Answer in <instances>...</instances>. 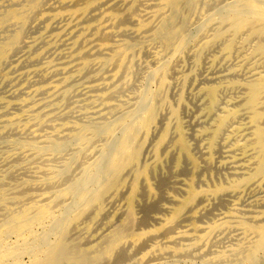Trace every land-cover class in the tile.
Segmentation results:
<instances>
[{"label":"bare ground","instance_id":"6f19581e","mask_svg":"<svg viewBox=\"0 0 264 264\" xmlns=\"http://www.w3.org/2000/svg\"><path fill=\"white\" fill-rule=\"evenodd\" d=\"M200 2L201 0H0V65L22 48L25 34L30 28L43 24L44 29L51 32V30H55L54 24L64 18L67 19L63 26H59L60 29L57 27L59 29L57 35L61 34V37L64 34H71L73 41L67 42L66 45L63 44L66 46L65 49L58 52L57 58L55 57L56 59L60 58L59 61L51 62L46 67L34 68L31 71L33 75L37 76L39 83H41L39 80L50 78V75L54 77L52 81H43L35 89L36 96L53 92V97L57 100V97L69 94L72 90L70 84L73 80H77L76 78L81 74H89L86 72H91L96 66L100 70L93 71V74L91 72V76L93 75L96 79L102 73L101 76L103 75L110 81L123 77L126 82L124 83L127 84L134 67L140 64L150 49L162 46L164 50H167L166 59L160 61L157 68L153 65L155 69L153 68L152 76L150 75L153 82L154 78L158 80V86L145 89L141 92L138 100L136 99L135 105L118 113L116 117L113 115L114 119L100 123L95 122L97 123H94L95 125H91L92 123L73 126L62 124L59 134L63 133V136L57 140L54 139V136L58 131L47 134L43 140L23 143L24 148L33 151L30 154H35L31 156L32 158L36 156L40 158L45 153H52L58 159L66 150L74 149L76 152L70 161L63 164L64 166L59 165L62 168L59 167L60 169L54 170V172L48 171L44 180L42 179L40 182L30 180L18 185V193H21L23 198L15 195L14 199H10L6 191L3 188L0 189V207L5 209V218L0 223V264H129L132 257L130 248H135L136 251L145 250L141 264H264V194L260 195L264 190V71L257 72L247 82L238 84L242 92L238 108L233 110L224 108L223 113L216 119L215 128L209 132L211 136L209 147L213 149L216 138L226 129L231 119L240 117L239 115L242 114L247 118L243 127L236 129V132H239L245 139V142L237 145L236 148L242 152L231 156L225 162L232 169L230 174L228 173L230 177L226 182L211 183L210 180L209 183L208 179L202 178V181L198 177L200 165L187 140L182 118L189 108L185 86L193 75L182 76L181 88L177 94L175 93L174 99L170 96L171 92L169 93V88L175 82L171 83L169 79L176 65L175 62L183 59L184 51L195 39V35L208 26L221 24L210 41L204 42L202 50L207 48L210 43L212 45V43L225 42L222 52L225 56H229L236 47L237 38L245 34L244 38L248 41L257 39L259 41L251 53V58L258 59V57L264 56V0H230L226 5L224 2V6L221 4V8L216 9L217 12L213 10L212 15L209 13L210 16L204 17L205 19L203 22L201 21L202 23L200 22L198 27L199 30L197 29L196 34H193L194 32L189 30L192 20L191 12ZM213 4L208 5L213 7ZM197 19L200 21L199 16ZM194 21L192 20V24ZM34 33L36 34V32ZM87 41L88 44L84 45ZM43 42L45 41L43 40ZM43 42L41 41V43ZM32 45L34 46V43L28 44L27 47ZM35 47L32 48L35 49ZM155 59L157 60V58ZM152 61L149 60L151 63ZM195 64H200L199 57L196 58ZM73 71L75 73L71 74L70 72ZM101 76L100 79H102ZM136 78H138V74ZM134 79L135 77H132V80ZM146 82L148 81L146 80ZM131 83L133 85V82ZM134 85L136 86V84ZM121 87L122 85H114V88L108 91L109 93L88 96L93 101L96 99L105 100L107 97L110 98L117 94ZM127 87L126 91H128ZM89 88L91 91H98L99 85L93 83ZM173 88L171 87V89ZM132 89H134L133 86ZM198 94L206 104V115L215 114V111L219 109L218 88L215 85L201 86ZM67 99L66 102L69 100ZM131 99L134 100V98ZM51 103L52 100L37 108L29 106L26 111L29 115H33L25 118V123L17 120L10 121L14 127L13 130L31 131L35 134L36 129L32 127L35 124H31V120L38 118L41 121L43 115L51 114L53 116L56 107H50ZM108 107L115 106L107 103L105 107L97 109L95 113L102 116ZM197 121L195 120V122ZM40 124L48 126V122L45 120ZM193 126L195 125L193 124ZM14 133L18 134L19 132ZM28 134L25 136L26 138H29ZM38 136L40 137L39 134ZM38 136L35 137L39 138ZM102 137L110 142H106L99 150L95 160L82 167L81 172L78 171L80 175L72 177L75 161L78 157L83 156L82 148L84 147L82 145L91 141L95 143L96 139L99 141L98 139ZM33 139H35L34 136ZM148 148L150 149L149 156L145 158ZM218 150H221V147ZM67 154L69 153L66 152L63 156ZM165 156L174 158L175 169H181V164L185 160L188 172L184 177L173 180H170L169 176L168 179L162 177L159 185L156 184L159 187H155L152 178L160 169ZM48 159L45 157L46 161L50 160ZM14 162L17 160L15 159ZM78 162L80 164V160ZM206 163L207 166L211 165V158L207 159ZM57 164L59 163L57 162ZM79 164L76 166L78 167ZM45 167L47 166L45 165ZM226 168L224 169L226 170ZM45 171L47 170L43 168L42 172L45 173ZM216 171L218 170L216 169ZM180 173L184 175L185 172ZM60 179L65 180L64 184L60 183L64 185L63 188L60 187V190L55 193L51 192L54 195L49 194L50 190L59 187ZM215 179L218 180L217 177ZM57 183L59 185L55 186ZM168 185L169 187L170 185L175 186L172 187L173 192L165 190ZM40 187H43L42 189L46 193L32 192ZM246 188L252 190L251 200L247 205H244L246 207L237 208L236 199ZM10 193L13 194V192ZM107 199H122L124 210L108 215L105 213ZM217 202L221 207V203L230 202L233 207L220 213L216 221L203 224V216H206L207 212L213 214L212 209L215 205L217 206ZM16 203H21V205L14 209L12 205H16ZM137 205L143 212L141 218L137 213ZM83 219L91 221L104 219L108 229L95 239L85 243L79 235H75V230ZM208 220L211 219L208 218ZM225 230L234 232L238 242L236 244L233 242L232 247L209 256L210 253L206 251V242L215 238L218 232ZM226 234L225 236L228 235ZM179 241L186 243L184 246L178 245ZM228 242L230 243V241ZM196 250L205 252L202 253V258L201 253H199L200 256L197 255L198 258H201L200 262L193 263L185 258L187 255V257L192 256L190 252ZM213 250L215 252V249ZM166 252L173 257L169 254L168 256L171 258L163 259V254ZM188 252L190 255L187 254ZM25 255L30 256L29 262L23 260ZM192 258L194 260V256Z\"/></svg>","mask_w":264,"mask_h":264},{"label":"rangeland","instance_id":"374dc122","mask_svg":"<svg viewBox=\"0 0 264 264\" xmlns=\"http://www.w3.org/2000/svg\"><path fill=\"white\" fill-rule=\"evenodd\" d=\"M219 1L220 0H201V2H203V3L200 2V4L193 9V11L191 12V17H192L193 21L195 20L193 22V24L194 23L195 24L193 25L192 20H191V22H190L191 25H189V30L191 32L193 31L194 32L193 34H196V32L199 30L198 27L200 25V22L201 21L203 22V19L207 18V15H209V13H210V15H212L213 10H214V12H217V10L219 8H221L220 6H222L224 2H225L224 4L226 5V3H228V1H230V0H221V1H223L221 3ZM213 2H214V4H213ZM208 4L209 5L213 4L214 6L212 7V5L209 6ZM216 4H218V5L216 6ZM198 7L200 10L198 9ZM210 7H212V8H210ZM197 15L199 16L200 21H199V19H197V17H198ZM194 18H196V19H194ZM66 22H67V19H65V18L63 20L58 21V23L54 24L55 30L53 29V31L51 30V32H47L44 29L43 24L37 25V27L30 28L25 34L24 43L22 45V48L19 49L21 51L18 50L19 51V52L17 51L18 53L14 52L9 57L8 60L2 62L0 65V68H1L0 69V137H1L0 138V141H1L0 142V189L3 188L6 191V194L10 199H14L15 195H16V197L19 195L21 198H23V195L21 193H18V188H17L18 185H20L21 183H23L25 181H30V180L34 181V182H36V181L40 182V181H42V179L44 180L45 177H47L46 173L48 171L51 170V172H54V170L56 171V170H59L60 168H62L60 166H64L67 161H70V159L73 158V155L76 152V150H74V149L73 150L72 149L66 150L63 152V154H65L66 152L69 154L64 155V156L62 154L59 156L58 159H57V157L55 158L53 156L54 154H52V153H45L40 158H38L39 156L32 158L31 156H33L35 154H30V153H33V151L28 150L27 148L23 147L24 142L40 141V140L45 139L47 134H50L51 132H57L58 131L57 133H55L56 137L54 136V139L57 140V138H61L63 136V133L59 134V132H60L59 128L62 124H69V125L73 126V125H89V123L90 124L92 123L91 125H95V124H97L95 122L100 123V122H103V121L108 120V119L109 120L114 119V116L116 117L118 115V113L122 112L123 110L128 109V107L135 105V103L137 102L138 97L140 96L141 92H143L147 88H155L158 86V80L154 78V82H153V79L151 77L152 76L151 72L153 71V68L155 69V67L157 68L159 66L160 61H163L167 57L166 56L167 50H164V48H162V46L153 47L152 49L149 50L151 52L148 51L146 56L144 55L146 58L143 57L140 64L136 65L134 67L133 71H135V70L136 71L134 73H132L133 71L131 72V75L129 78L130 80L127 84H125L126 83L125 78H123V77H122V79L117 78L115 81H110V80L104 78L103 75L101 76L102 73L99 75V77L101 76L102 79H100L98 77L99 79L97 78L98 79L97 80L96 77H94L93 75L91 76V72L93 74V71L96 72V70H100L99 67L96 66L94 68L95 70L93 69V70H91V72L90 71L86 72L89 74H85V75L81 74L80 77L76 78L78 81L73 80L74 82L72 81V83L70 84V87L74 91L71 90L69 92V94L62 96L63 98L57 97V100H56V98L54 99L53 92H51L49 94L36 96L35 89L39 85H41L43 83V81H45V82L52 81L54 79V77H52L50 75V78L48 77L45 80H39L41 82V83H39L37 80V76L33 75V73L31 71L34 68L46 67L51 62L56 63L57 61H59L60 58L56 59L58 56L57 55L58 52L65 49V47H66L65 45L67 44V42L69 43V42L73 41V35L71 36V34H64L61 37H60L61 34L57 35L59 33V29H60L59 26H63V24ZM197 23H199V24H197ZM57 27L59 29H57ZM195 27H196V29H195ZM220 27H221V24L217 23V24H214L212 26H208L207 28H205L201 32L199 31L197 33L198 35L197 34L195 35V39H193V41H191L189 47L184 51L183 59L179 60L180 62L179 61L175 62L176 65L174 66L173 72L171 73V76H170L171 78H169L171 83L173 81H175V82H173L174 84L172 83V85H171V87L172 88L174 87V88L173 89H171V87L169 88V93L171 92L170 96H172L171 98L174 99L176 94L178 93L179 89L181 88L182 76H184L185 74H191V76L193 75L191 77L192 79H190L188 81L187 85L185 86V95L188 96L186 100L189 104V108L185 112V114L182 115V118L184 121L185 133H187L186 134L187 140L189 141L192 152H193L195 158L197 159V161L200 165L198 177L200 178V180H202V178L208 179L209 183H210V180H211V183H215V182H226L227 179H229L230 175H228V173L230 174L232 169L229 166H227L225 164V162L231 156L236 155V154H240L242 152V150H239L236 148H237V145L244 143L245 139L243 136L240 135L239 132L238 133L236 132V129L238 127L239 128L243 127L244 123L247 121V118L244 117V115L242 114V115H239L241 118L236 117V118L231 119L228 126L223 131L224 133L222 132L216 138L215 145H214L213 149H211V147H209V142L211 139L209 132L215 128L216 119H217L218 115L223 113L224 108H226V109L228 108L229 110H233L235 108H238L239 101H240L241 94H242L241 89H240L238 84H241V82L245 83L248 81V79L250 77H253L255 73L264 71V56H260V57H258V59L251 58V53L254 50V47L259 42L258 39L248 41L246 38H244L245 34H242L237 38L236 45H235L236 47L234 49L235 53H233L234 52V50H233L229 56H225L222 52L223 51L222 48H223V45L225 42H219L217 44L212 43V45L210 43L211 46L209 45L207 48L202 50V46H203V44H205L204 42L207 40L210 41V38H212L215 31L217 29H219ZM33 31L36 32V34ZM30 32H31V35H30ZM201 34H203V35L201 36ZM204 36H205V38H203ZM27 38H29V39H27ZM64 39L65 40L67 39V40L65 41ZM43 40L45 42H43ZM41 41L43 43H41ZM32 43H34V46L32 45V46L27 47L28 44H32ZM37 43H38V45H37ZM196 43H198V44H196ZM63 44H65V45H63ZM85 44H88V41L85 42L84 45ZM35 46H37V47H35ZM32 47H35V49ZM36 48H39V49H36ZM213 49H214V51H213ZM26 50H27V52H25ZM243 51H245V52H243ZM149 53H150V55H149ZM42 55H43V57H42ZM148 56H149V58H148ZM205 56H206V58H205ZM26 57H27V59H26ZM197 57H199V59H200L199 65L195 64V60ZM202 57L205 59H203ZM155 58H157V60ZM161 58H162V60H161ZM149 60L150 61L155 60V61L154 62L152 61V63H151V62H149ZM29 61H30V63H29ZM28 63L31 65H29ZM141 63H142V65H141ZM5 65H6V67H5ZM23 65L24 66L27 65V66L26 67H18V66H23ZM153 65L155 67H153ZM12 67H13V69H12ZM138 68H139V70H138ZM140 68L142 71L140 70ZM144 68H146V69H144ZM11 69L13 71L12 73H11ZM200 70H201V73H200ZM221 70H223V71H221ZM138 71H141V72L139 73ZM189 71H190V73H189ZM101 72H104V71H101ZM70 73L72 74L75 72L73 71ZM198 73H199V75H198ZM137 74H138V78L141 75L144 77L141 76L140 77L141 79L140 78L138 79V78H136ZM149 76L151 79L149 78ZM14 77H16V78H14ZM132 77L133 78L135 77V79L132 80ZM147 77L149 78V80ZM172 77H173V79H172ZM215 77H216V79H215ZM85 78H87L88 80L87 79L85 80ZM209 78H211V79L209 80ZM136 79H138L139 82L136 81ZM5 80H7V81H5ZM146 80L148 82H146ZM88 81H91V82H88ZM143 81H144V83H143ZM3 82H5V83H3ZM121 82H122V84H121ZM131 82H133V85H131L132 84ZM93 83L99 85L98 91H91L90 90L89 86ZM111 83L113 85H110ZM134 84H136V86ZM114 85H120V86L122 85V87L119 89H121V90L123 89V90L121 91L118 89L117 94H114V96H112L110 98L107 97L108 99L106 98L105 100H103V99H96V101L90 100L91 95H99V94L103 95V94L107 93L110 89L114 88ZM128 85H130V86H128ZM209 85H215L218 88V108L219 109L218 108L217 109L219 111L216 110L215 114L213 113L212 115L207 116L205 113L206 112L205 111L206 110V104L202 100V97L199 96L198 92H199V88L201 86H209ZM132 86L135 90L132 89ZM145 86H146V88L143 89V87H145ZM100 87H101V89H100ZM126 87L128 88V91H126L127 90ZM238 91H240V92H238ZM123 92H125V93L123 94ZM121 94H123V95H121ZM136 94H137V97H136ZM126 95H128V96H126ZM14 96H16V97H14ZM66 96L69 100L66 98ZM69 97H71V98H69ZM38 98H40V99H38ZM113 98H115V99H113ZM119 98L122 101H120ZM131 98H134V100ZM66 99L68 100L67 102H66ZM51 100H52V103L50 104V107H53V108L56 107L55 110L53 111L54 115L53 116H51V114L50 115H43V116H41V118H42L41 121L38 118L31 120V124H35L32 126L34 129H36L35 134L32 133L31 131L25 132V131H21V130H18V131L13 130L14 127L12 126L10 121L17 120L21 123H25L24 119L25 118L27 119L33 115V114L29 115L28 112L26 111L29 108V106L32 108H37L39 105L41 106L43 103L50 102ZM116 100H119V101H116ZM57 101H59V102H57ZM68 102H72V103H68ZM123 102H124V104H123ZM65 103H68V104L66 105ZM82 103H84V104H82ZM107 103H110V105L112 104L115 107L106 108L103 112L104 115H102V116H99L100 114L95 113L97 109H99L101 107H105L107 105ZM16 104H19V105H16ZM35 104H38V105H35ZM66 106H68V107H66ZM76 106H78V107H76ZM11 108H13V109H11ZM3 113L5 115L1 116V114H3ZM65 113H66V116H65ZM63 114L66 118L63 116ZM70 115H71V117H70ZM190 115H192V116H190ZM105 116L109 117V118L106 119ZM49 117H50V119H49ZM54 117H55V119H54ZM21 120H23V121H21ZM44 120L46 122H48L47 127H45L46 125L44 126L43 124H40ZM195 120H198V121L195 122ZM74 121H76V122H74ZM190 124H191V126H190ZM193 124L195 126H193ZM52 127H54V128H52ZM38 129H39V131H38ZM40 129H42V130H40ZM191 129H193V130L191 131ZM44 131L47 133L44 134L45 133ZM9 132H10V134H9ZM14 132H17V133L19 132L18 133L19 136H18V134L14 133ZM4 133H5V135H4ZM20 133H22L21 134L22 137L20 136ZM189 133H193L192 134L193 136ZM24 134H26V135H24ZM27 134H28L29 138L25 137V136H27ZM38 134L40 135V137L38 136ZM221 135H222V138H221ZM33 136L35 139H33ZM35 136H38L39 138H37ZM190 137H191V139H190ZM192 137H193V139H192ZM2 138H4L3 139L4 141L2 140ZM196 139H198V140H196ZM98 140L99 141H97V139H96L95 143L93 141H91L90 143H86L85 145H82V147H84V148H82L83 149V152H82L83 156L78 157L77 160L75 161V164L78 165L79 164L78 161L80 160V164L82 165V163L84 162V165L81 166L79 164V166H81V167H79V166L77 167L75 165L74 170L72 172L73 176L71 175L72 177L80 175V173L78 171H80L82 167L87 166L89 162H92L93 160H95L99 154V150H101L103 148V146L106 144V142H110V140L106 139L105 137H104V139L102 137V138H99ZM196 143H198V144H196ZM195 145H196V147H195ZM219 145H221V146H219ZM88 147H90V148H88ZM220 147H221V150H218V149H220ZM85 150H87V151H85ZM95 150H98V151L96 152ZM149 151H150V149L148 148L146 151V154H145V158L149 156ZM93 152H95V153H93ZM202 152H203V155H202ZM83 153H85V154H83ZM219 153H220L221 157H220ZM45 157H46V159L49 158L50 160L48 159L49 161H46ZM51 157L55 161H53L51 159ZM64 157H66L65 160H64ZM91 157H92V160H90ZM13 158H15L17 160V162H14L15 159H13ZM37 158H38V160H37ZM209 158H211V163H210L211 165L207 166L206 160ZM42 159H44V160H42ZM10 160H12V161L10 162ZM58 160L61 162H59ZM82 160H85V161L82 162ZM47 162H49V163H47ZM57 162L59 164H57ZM5 163H7L6 164L7 166L5 165ZM43 163H45V164H43ZM17 164H19V165H17ZM45 165L47 167H45ZM226 166H227V168H226ZM19 167H21V168L19 169ZM202 167H203V169H202ZM43 168H45L47 170V171H45V173H43L44 171L42 172ZM224 168H226V170ZM206 169H208V170H206ZM216 169L218 171H216ZM178 170H179V173H178ZM220 170H221V172H220ZM13 171H14V173H13ZM180 172H183V173L185 172V173H184V175H182V173H180ZM186 172H188V169H187V163L185 162V160H183V162L181 164V169H175L174 158L172 156H165L160 169H158V171L153 175L152 181H153L154 185H156V184L159 185L158 183L160 182V180H162V177L167 178L169 176V179L173 180L175 178L184 177L187 174ZM215 172H216V174H215ZM9 173H11L12 177L13 178L15 177V179H12L11 174H9ZM24 174H26V175L24 176ZM8 175H9V177H8ZM50 175H51V173H50ZM34 176L35 177L37 176L38 178L37 177L35 178ZM6 177H7V179H6ZM10 177H11V179H10ZM215 177H217L218 180L215 179ZM222 177L224 178V180ZM158 178H159V180H158ZM61 179L59 180V184L60 183L64 184L65 180L62 181ZM5 181H6V183H5ZM1 183L4 185H2ZM11 184H13V185H11ZM59 184L57 183L55 186H57ZM200 184H201V181H200ZM60 185H59V187H55L52 190H50L49 194L54 195L55 192L60 190V187L63 188L64 185H62V184H60ZM157 185L155 187H159ZM172 187H175V186L170 185V187H169V185H168V186H166L165 190L168 192H173L174 189ZM40 188L42 189L43 187H40ZM40 188H38V190ZM36 189H37V187H36ZM41 189L39 191L34 190L32 192H34L36 194L46 193L44 189H42V191H41ZM263 189H264V187H263ZM10 192H13V194H11ZM51 192H54V193H51ZM16 193H18V194H16ZM262 194H264V190L261 191L260 195H262ZM251 197H252V190L249 188H246L244 191L241 192V194L236 199L237 204H238L237 208L242 209L243 207H246L244 205H247L248 201L250 202ZM9 201H11V200H9ZM64 203H66V202H64ZM111 203H112V205H111ZM20 205H21V203H16V205L13 204L12 206L14 209H16V207H19ZM219 205H220V203L218 204V202H217V206L215 205V207L217 209L215 207H214V209H212L213 214H210L211 212H207L208 214L205 213L207 218L205 215L203 216V220H202L203 224L212 223L213 221H216L219 218L220 213L226 212L233 207L230 204V202L221 203L222 207ZM105 206H106L105 207L106 208L105 213H107L108 215H111V214L118 212V211L122 212L124 210V202L122 199L121 200L107 199L105 202ZM140 208L141 207L139 205H137L138 216L142 217L143 212L140 211ZM106 210H108V211H106ZM0 213H1L0 214V219H1L0 223H1L2 220L5 218V216H4L5 209L4 208L2 209V207H0ZM208 218H210L211 220H208ZM101 221H103V222H101ZM89 227H91V228L89 229ZM107 227L108 226L104 222V219L103 220L99 219L96 221H91L90 219H83L80 221V225H78V227L76 228L75 235H79V237H81L82 241L87 243L88 240L90 241L91 239H95L96 237H98L99 235L104 233L108 229ZM227 231L228 230L221 231L220 233L218 232V234L215 238H212L211 240H209V242L211 241V243H209L208 241H207L208 243L206 242V245H207L206 251H208L210 253L209 256H212L213 253H217L219 251H222V250H225V249L232 247L233 242H234V244H236L238 242L237 241L238 238H237V236H235V233L233 232L234 233L233 234L231 231H228L229 232L228 233ZM226 232L228 235L226 234ZM223 233H225L227 236H225V234L223 235ZM221 236H222V238H221ZM230 237H231V239H230ZM215 240H217V241H215ZM227 240L230 241V243ZM221 241L225 247L221 244ZM219 242H220V244H218ZM223 242H225V243H223ZM184 243H186V242L185 241H179L178 245L184 246L185 245ZM219 246H220V248H219ZM134 249L135 248H130V252H131L130 256H132V257L130 258L129 264H141V258L143 256V252L145 250L141 251V250H143V249H141L140 251L139 250L136 251V249L135 250ZM213 249H215V252ZM134 251H136V252H134ZM137 252H138V254H137ZM135 253H136V255H134ZM190 253L192 256L187 257L188 256L187 255L185 258H188L193 263H198L201 261V258L205 252L203 253V251H201V250H196V251H193ZM190 253L188 252L187 254L190 255ZM199 253H201V254L203 253L201 255V258L200 257L198 258V256H200ZM169 254L170 253H167V252L164 253L163 259H169V258L173 257L171 254H170L171 257L168 256ZM25 256L23 257V260L25 262H29L30 256L29 255H25ZM193 256H194V260L192 258ZM164 257H166V258H164ZM194 261H197V262H194ZM132 262H134V263H132Z\"/></svg>","mask_w":264,"mask_h":264}]
</instances>
